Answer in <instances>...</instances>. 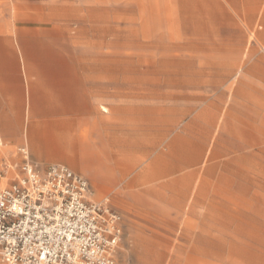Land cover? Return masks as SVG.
I'll use <instances>...</instances> for the list:
<instances>
[{
    "label": "rangeland",
    "instance_id": "1",
    "mask_svg": "<svg viewBox=\"0 0 264 264\" xmlns=\"http://www.w3.org/2000/svg\"><path fill=\"white\" fill-rule=\"evenodd\" d=\"M11 3L44 126L76 138L71 168L135 224V264H264L262 24L217 0Z\"/></svg>",
    "mask_w": 264,
    "mask_h": 264
},
{
    "label": "built area",
    "instance_id": "2",
    "mask_svg": "<svg viewBox=\"0 0 264 264\" xmlns=\"http://www.w3.org/2000/svg\"><path fill=\"white\" fill-rule=\"evenodd\" d=\"M18 153L22 163L0 171L3 264H133L122 258L123 218L109 199L92 200L89 181L69 167L43 169L27 148Z\"/></svg>",
    "mask_w": 264,
    "mask_h": 264
},
{
    "label": "crops",
    "instance_id": "3",
    "mask_svg": "<svg viewBox=\"0 0 264 264\" xmlns=\"http://www.w3.org/2000/svg\"><path fill=\"white\" fill-rule=\"evenodd\" d=\"M217 1L220 14L230 24L238 25L252 21L261 23L259 36L264 40V0ZM11 4V0H0V8L5 6L10 8ZM28 43L20 32H15L14 35L10 32L4 9H0V146L9 149L7 150L9 156L5 155L6 158L0 153V171L5 165L22 163L19 153L16 159H13L12 154L13 148L19 150L23 147L29 150L31 159L43 169L52 165H64L71 170H73L71 167L76 169L80 160L76 138L68 134H49L44 126L43 102L39 97L44 91L42 61L31 57ZM259 77L264 83V68H261ZM61 94L59 92L56 94L57 103L64 101V90ZM58 115L52 112L51 117L55 118ZM10 174L12 176L14 172ZM93 197L91 187L92 200L109 199L95 200ZM96 197H101L98 190ZM111 206L113 207L112 203ZM113 209L122 216L126 233L122 258L124 260L130 258L135 264V224L127 215L114 207Z\"/></svg>",
    "mask_w": 264,
    "mask_h": 264
}]
</instances>
